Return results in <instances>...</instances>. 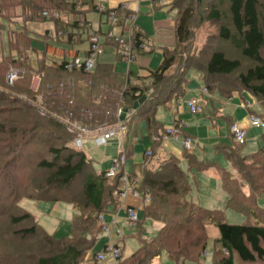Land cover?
I'll return each mask as SVG.
<instances>
[{
    "label": "trees",
    "instance_id": "trees-1",
    "mask_svg": "<svg viewBox=\"0 0 264 264\" xmlns=\"http://www.w3.org/2000/svg\"><path fill=\"white\" fill-rule=\"evenodd\" d=\"M217 1L223 4L226 0ZM228 2L231 28L222 26L220 36L253 61L252 66L239 74L241 90H247L258 101L264 102V0ZM189 8L187 6L180 12L176 24L179 43L191 36L193 14ZM52 10L59 13L54 25L62 35L56 40L46 34L42 40L28 38L25 28L31 23L46 22L43 13ZM111 10L116 12L121 23L120 7ZM107 11L108 14L110 10ZM220 15L217 4H211L207 18L220 21ZM0 16L10 22L17 18L23 20L22 32H7L5 52L0 58V264H81L98 242L97 215L105 211L107 205L115 203L122 182L121 176L109 182L105 171L96 172L84 150L72 147L73 140L81 134L69 122L76 120L92 131L112 126L119 118L116 115L119 108L131 110L148 93V99L138 107L133 119L144 122L148 137L159 136L163 124L156 118L158 108L165 107L172 98L184 95L188 70L194 69L212 77H229L240 69L241 61L229 58L220 50H213L204 58H193L197 66L191 64L192 68H185L184 72L179 70L178 75L171 79L168 72L176 57L164 49L159 67L150 71L147 77H138L148 83L132 85L127 82L130 77H122L113 65L97 63L94 71L87 74L79 70L69 71L48 61L46 56L51 55V50L57 51L56 44L73 46L86 41L79 33L76 19L86 22V18L75 3L65 0H0ZM87 28L90 31L91 25ZM102 35L104 45L111 46L120 59L118 44L107 39L106 33ZM140 36L142 33H135L134 45L138 52L144 44ZM30 58H37V61ZM11 69L22 71L13 86L6 82ZM33 76L40 79L36 89L32 88ZM163 89L168 90L163 93ZM216 90L225 93L235 91L223 87ZM68 108L73 114L69 120H64V112ZM252 115L260 117L259 114ZM133 125L136 126L133 123L130 128ZM175 125H179L178 121ZM131 129L128 132L132 133V141L138 136V131L136 127ZM155 144H152L153 150ZM243 148L234 145L215 147L217 153H223L231 162L234 172L187 155L189 165L197 171L217 166L222 187L228 194L225 209L196 206L189 201L188 172L183 171L173 158L154 170L144 169L136 190L144 199L149 197L150 201L144 204L141 218L152 219L163 226L156 237L140 238L139 248L119 264H152L162 253L175 264L198 263L210 241V226L219 231L213 249L216 264L264 260V216L261 214L264 208L260 204L264 196V134L261 146L255 152L243 155ZM235 172L237 176L233 175ZM128 176L132 177L131 174ZM80 177H83L81 189L79 193L72 194V186ZM245 187L249 195L243 192ZM23 199L71 205L75 213L71 220L69 243L62 245L54 241L35 216L20 205ZM225 210L235 211L246 220L228 223ZM10 235L33 239L34 249L7 243L5 237Z\"/></svg>",
    "mask_w": 264,
    "mask_h": 264
},
{
    "label": "crops",
    "instance_id": "crops-1",
    "mask_svg": "<svg viewBox=\"0 0 264 264\" xmlns=\"http://www.w3.org/2000/svg\"><path fill=\"white\" fill-rule=\"evenodd\" d=\"M65 1L67 3H75L84 14L86 20L92 24L93 29L99 30L98 32L102 34L106 33L110 29V25L107 21L108 14L105 11L120 7V16H122V18L120 17L121 23L118 29H122L128 17L133 13H136L134 14L136 15L135 30H138L140 33H142L144 41L143 49L136 57V61L128 67L118 58L114 49L106 43L105 51L99 57L98 64L113 65L116 67L117 72L121 76H130L131 78L137 80H140L138 77H147L150 74V71H155L159 67L163 55L162 48H164V45L167 43L165 40L170 39V37L173 35V29L177 24V16H172L171 11L173 8H164L165 6L159 5L156 0ZM102 12H105L106 14H103ZM126 14L128 15L126 16ZM11 23L14 24L12 27L17 28L14 31L17 32V30L22 29L20 21H5V25H8L9 27L12 25ZM25 29L26 36L28 38L32 40H42V34L39 32L37 24H29V27ZM102 38L104 41L103 35ZM82 39L86 40L84 36H82ZM55 46L57 47V51L52 52L51 50V55L49 54L46 56L49 62L52 55L57 57H69L72 55L86 54L88 50L87 40L82 44L73 46L68 45L67 43H58ZM107 56H111L113 60L110 59V61H108L102 58ZM30 60L37 61V58H30ZM192 70L189 71V84L187 87H185L183 97L177 102L170 104L169 108L165 109L169 111L170 118H158L157 115L156 118L158 122L163 124L165 127L171 125L175 126V121H178V127L182 125L183 129H181L185 134L192 138L195 137L194 149L187 152L180 142L173 140L172 138L167 139L161 142L160 145H155L153 159H151L150 163L147 165L144 153L147 149L152 147L153 140H151V137L147 136L145 126L142 125L138 141L142 140L143 151L140 154H135L133 150L131 152V156L126 161L124 170H126L127 173L131 175L135 173L136 169L139 170L144 168L154 170L164 161L173 158L179 163L183 171L188 172L189 184L191 187L188 200L193 202L196 206L203 205L206 208L216 209L215 204H225L228 198V195L224 192L222 187L221 179L216 167L219 166L229 172H233L234 170L232 168L231 162L227 160L223 153H217L215 147L217 145L233 146V140L230 137V125L233 122H239L248 128V138L244 144L243 155L255 152L261 146V139L259 140L260 144L256 143L253 148L248 147L250 146L248 145V139L249 135L251 134L253 136L258 135L259 128L248 127V118L252 114H260L264 112V109L261 104L255 101L254 97L246 91H242L241 93L234 92L231 93V95H226L222 91L214 90L212 91L211 95H208L207 98H203L204 95H202L199 90L204 84L203 76H201L200 72H197L200 75H196L200 79V83L203 84L197 89L190 88V74ZM129 73H131V75ZM245 94H248L247 97H245ZM193 98H199L198 102L203 104L204 112L199 113L198 116L204 114L206 119H198V116L194 118L191 117L192 115H185L191 114L185 101ZM211 124L214 125L215 129H217V134L215 135H211V129L209 127ZM200 127H206L209 129V135L207 134V138L210 143L202 144V147L200 146L202 143V138H196L198 133L201 134L198 132ZM263 134L264 130L261 136ZM207 149L209 150L206 151ZM188 153L195 157L199 162L214 163L217 166L203 171H197L195 167L191 168L189 165L187 158ZM114 157H112V159ZM89 158L91 159L92 164H95L94 167L99 171L98 173H101L102 171L106 172V170L111 167L112 159L109 160L107 169L100 170L98 168V163L95 162V160L90 156ZM108 180L109 182L112 181L110 179ZM124 202L127 207L132 206L138 210L140 219L139 223L137 222L136 224H132L128 221L125 209L121 208L120 200L116 198L114 204L107 205L105 207V211L101 212L104 214L105 222L107 225H109L110 231L106 232L101 230L97 224L96 234H98V242L96 243L95 248L87 254L81 264H92L93 253L100 252L110 242L119 244L121 246L122 261L124 262L139 248L140 238L152 239L158 235V232L162 228L163 224L152 219L141 218L142 208L145 203L149 202L147 201V198L144 199L141 193L138 192L137 196H129ZM62 204L65 203L52 205L48 202H38L29 199H23L20 202V205L24 209L35 216L39 224L46 230L48 235L51 236L54 241H57V243H61L62 245H67L69 243L71 232V220L75 211L74 209H71L73 207L70 205L71 207L67 209L66 214V211H63L64 209H62ZM72 211H74V213ZM63 212H65L66 219L61 218V214ZM245 220L246 219L244 217V221ZM210 228L211 226L209 227V235L211 238ZM134 229L138 231L137 234L127 235L128 232H131ZM218 236L219 231L214 240ZM205 252L208 251L206 250ZM163 256H166L165 253H162L159 257H156L152 264H160ZM210 256L211 264H216L213 259V252L212 254L208 252L207 256L202 255L198 263L187 262L186 264H206V259Z\"/></svg>",
    "mask_w": 264,
    "mask_h": 264
},
{
    "label": "rangeland",
    "instance_id": "rangeland-1",
    "mask_svg": "<svg viewBox=\"0 0 264 264\" xmlns=\"http://www.w3.org/2000/svg\"><path fill=\"white\" fill-rule=\"evenodd\" d=\"M179 1L180 0H171V1L168 0L166 3L164 2V3L161 4L160 0H156V2L159 5L165 6L164 8H166V7H169L171 9L173 8V10L171 12H172V16H174V17L177 16L176 17V20H177L176 22H178L179 17L181 16L180 12L183 9H185L187 6L190 7L189 9H190V11L193 14V17H192V20H191V24H190L191 36H190V38L187 41L181 42V43H179L177 41V38H176V26L173 29V35L170 37V39H166L165 40L167 43H166V45H164L165 47L162 48V50L165 49L168 52H173L172 55H174L176 57V61H175L174 65H173L172 69L168 72V76L171 77V79H172V76H174L176 74L178 75L179 70L180 71L182 70L181 72H184L185 68L186 69L192 68L190 66L191 64L192 65L196 64V66H197V62L195 61V59H194V61H192L193 58L201 59V58H204L205 56H207L208 54H210L213 50H220V51L224 52L229 58L239 59L241 61L240 69L238 71L232 73L229 77H223V76H213L212 77V76H207L205 73L201 72V76H203V81H204V78H205L204 84L202 83L203 85L200 83V79L196 75V74L200 75L199 73H197L199 71H195V70L190 69V70H192L191 74H190L191 75V77H190V79H191L190 88L191 89H197L199 86L202 85V87L199 90H200L201 94L204 95V97L202 96L203 98H207L208 95H211L212 91L216 90L217 87H223L224 89L235 90L234 92L241 93L243 91V90H241L243 88V86L240 83L239 74L242 73V72H245L254 63L250 59L244 57L242 55V53L239 50H237L236 48H234L232 46V44L228 40H226V39H224V38H222L220 36V28L222 26H225L227 28H231V12L229 11V2H228V0H226L223 4L221 2L218 3L217 0H200V1L199 0H184L183 2H179ZM190 3H191L192 6L190 5ZM213 3L217 4V7H218V9L221 12V15H220L221 16V20L220 21L210 20V19L207 18V14L209 13L210 6ZM52 11H54V10H52ZM134 14H136V13H133L131 15L132 23L134 22V24H136V15H134ZM53 20H54V18H53ZM5 21L6 20H4L2 18V16H0V32L4 29ZM14 21L18 22L19 18L15 19ZM21 21H23L22 18H21ZM44 23L43 22L35 23V24H37L40 33H41L42 29H43ZM90 25H91V28L93 29L92 24H90ZM110 29H112V26H110ZM21 31H22V29L21 30H17V32H21ZM93 31H96V33H100V32H98L99 30H94L93 29ZM133 32H134V35H135L136 32H139L138 30H135V26H134ZM100 34L102 35V33H100ZM140 37H142V36H140ZM167 45H170V46H167ZM130 46L135 50L134 41L132 42V44ZM141 48H143V47H141ZM4 52H5V46H4V40L2 38V40L0 42V55H1L0 58H2ZM137 53H138L137 54V56H138L139 52L137 51ZM202 54H204V55H202ZM262 54L264 56V50H263ZM102 58L104 60H108V61H110V59L113 60L111 58V56L102 57ZM123 59H122V57L120 58V60L122 62H124L126 65L128 63L129 66L133 62L136 61V58H135V59L128 60L127 63H126L125 62L126 60L124 61ZM34 62H35V60H34ZM188 66H190V67H188ZM190 70H188L186 72V76H185V78H186L185 86L186 87L189 84L188 74H189ZM84 72L87 73V74L91 73L90 70H87V71H84ZM129 74L131 75V73H129ZM204 75H205V77H204ZM85 76H83V77H85ZM129 77L130 76L126 77V79H128ZM136 81H138V80L130 77V79H128L127 82H129L132 85H140L141 84V83H136ZM142 83L145 84V83H148V82L143 81ZM39 84H40L39 77L38 76H33L32 86H34L35 89H36V88L39 87ZM209 89H211L212 91L211 90L209 91ZM167 90L163 89V93H165V91H167ZM246 92H248V91L246 90ZM223 93H225V92H223ZM225 94L226 95H231V93H229V92L225 93ZM144 95L147 97L146 98V100H147L148 96H149L148 93L144 94ZM247 95L248 94H245V97H247ZM182 97L172 98L171 101L169 102V104L165 105V107L164 106L163 107L162 106L159 107L158 111H157V117L158 118H170L169 111L165 110V109L169 108L170 104L177 102V100L181 99ZM39 98L42 99V95H40ZM193 99H195V101H197V102L199 101L198 100L199 98H193ZM254 99L258 103H260L261 106L264 109V102L263 101H258L255 97H254ZM190 100H192V99H190ZM137 109H133L132 108L131 110H128V112L126 113L125 118L121 119V115H122L123 109L119 108L118 109L119 112H118V114H116L119 118H118L117 122L114 125L108 126L106 128H103V129H101V128L97 129L96 128V129H94V131L88 129L86 126L80 125L76 120L69 122V125L71 127H74L76 130H80L81 136L83 138H86L85 147H84L83 150L91 158H93L95 160V162L98 163V168L100 170L108 168L109 160L112 159V157H114V156L117 157L118 154L121 153L120 152V148L122 150H124V154L126 155V161L131 156V152L133 150H134L135 154H140L143 151L142 140L138 141V138L140 136L141 127H142V125H144V122H142L140 120L133 119L134 115H136V112H138ZM202 112H204V110ZM64 114H65V116L63 117V119L64 120H69V118L71 117L73 112L71 111V108H68V109L65 110ZM185 115H192L191 117H194V118L196 116H198V114H194V113L185 114ZM259 115H260L261 120L263 122V126L262 127L264 128V112L260 113ZM198 117H199L198 119H206L204 114H202V115H200ZM133 123L136 126L133 125V127H131V128L134 129V127H136V130L138 131V136L136 138L132 139V141H131L130 140L131 139L130 136L132 135V133L131 132L129 133L128 131H129V129H131L130 126ZM238 123L239 122H233V124H238ZM233 124L231 123V126ZM231 126H230V137L233 140L236 135L231 132ZM209 127L211 129V135L217 134V129L214 128V125L211 124ZM262 127L259 128L258 135H256V136H253L252 134L249 135L248 145H250V146H248V147H252L253 148L256 143L260 144L259 140L261 139V134L263 133V130H264ZM181 128L183 129L182 125L179 126V127H178V125L177 126L175 125V129H176L175 133L177 134L176 136H178V138H176L174 136L173 137L168 136L167 139L172 138L173 140H176V141L180 142L182 144L183 148L185 149V151H187V152L189 150H187V148H185L184 144L181 141L182 140L183 141H191L192 147H193L192 150H193L194 147H195V142H194L195 141L194 140L195 137L192 138L189 135L185 134L182 131ZM82 129H85L86 132H82ZM162 129L163 130L161 132L164 133L165 131H167L168 128L163 126ZM198 132H200L201 134L198 133L196 138H202L201 139L202 143L200 144V146L202 147V144H205V143L209 144L210 141L207 138V134L209 135V129L206 128V127H200L198 129ZM224 132H225V130H224ZM153 136H155V135H151L150 136L151 140H152ZM206 138H207V140H206ZM97 139H99L101 141V145L100 146H97L95 144ZM161 139H163V138H161ZM163 141H165V140H162V141L160 140V142H155L156 143L155 145H160V143L163 142ZM128 142L130 144L129 147H127ZM199 143H200V141H199ZM233 145L236 146L237 148H242L244 146V145L243 146H241V145L239 146V144L235 143L234 141H233ZM209 149H207L206 151H208ZM147 150L151 151L150 155H148V154L146 155V153H144L145 159H146V162H147V165H148L150 163V160L153 159L154 150L152 148L147 149ZM192 150H190V151H192ZM121 155H122V153L120 154V157H121ZM187 155H190V154L188 153ZM119 159H122V158H119ZM126 161H125L124 166L126 165ZM143 171H144V168L143 169H139V170L136 169L135 173L130 178L129 182L132 185H133V183L135 184V185H133L135 187V189L138 186V184L140 185V182L142 180ZM96 172H99V171L96 169ZM126 173H127V171H126ZM36 174H39V172H36ZM127 174L129 175V173H127ZM233 175L237 176L236 172L233 173ZM82 179H83V177H80L74 182V184L72 186V189H71L72 194L73 193H75V194L79 193V191L81 189L80 187H81ZM110 180H113V179H110ZM224 192L227 194V192L225 190H224ZM243 192L246 195H249L247 187H245L243 189ZM147 200L150 201V198L148 197ZM51 204L52 205H58L59 203H56V204L55 203H51ZM260 204H261V207H264V196L260 199ZM62 205H63L62 209H64L63 211H66V214H67V209H69V207H71V206L69 204H62ZM215 206H216V209H219V210L220 209H225V204L217 203V204H215ZM71 209L73 210V208H71ZM72 212L74 213V211H72ZM263 213L264 212H261L262 216H264ZM61 218L66 219L65 212H63L61 214ZM225 218H226L228 223H241V222L244 221V217L241 214H239L237 212H233L232 210H225ZM251 220H254V219H251ZM95 226L97 227V222H96ZM137 232L138 231L136 229H134L133 231L128 232L127 235L137 234ZM210 233H211V238H210V241L208 243L207 251L212 254L213 248H214V238L218 235V229L215 226H211ZM6 237H5V241H7V243H13L14 242L16 244H23L27 248L34 249V246H33L34 240L31 239V238H20L19 236H17V237H13V236L8 237V236H6ZM24 259H25V257H24ZM210 259H211V256L206 259V264H211ZM160 264H175V263L173 261H171L167 256H163L162 257V261H161ZM235 264H240V263L238 261H236ZM241 264H264V260L257 261V262H254V263H241Z\"/></svg>",
    "mask_w": 264,
    "mask_h": 264
},
{
    "label": "built area",
    "instance_id": "built-area-1",
    "mask_svg": "<svg viewBox=\"0 0 264 264\" xmlns=\"http://www.w3.org/2000/svg\"><path fill=\"white\" fill-rule=\"evenodd\" d=\"M168 0H160V3H166ZM171 1V0H169ZM43 17H45L47 20L43 25V29L41 31L42 37L44 34H46L50 39L56 40L58 36L62 35L61 31H57L54 26V20L55 18H59V13L57 11H44ZM54 18V20H53ZM78 20L79 25V33L84 36L88 42V50L86 54H79V55H72L69 57H57L55 56L54 59L51 58L50 63L52 65H60L61 67H64L65 69L69 71L73 70H79V71H87L90 70L91 72L96 68V65L99 61V57L104 53L105 51V45L103 43V38L100 33H96V31H93L90 29L88 31V26L90 25L87 20V24L84 19ZM20 22L21 19H19ZM107 21L112 26V29H110L105 37L107 39H113L114 42L118 43V55L120 58L127 63L128 60L135 59L137 57V51L134 50L130 45L134 41L135 35H134V22L132 23L131 16L128 17L126 20V23L122 29H118L120 27L119 18L117 17V14L115 11L110 10L108 12ZM10 27L8 25H4V29L0 32V42L3 38L6 37L7 32L14 31L15 27H12L14 24L11 23ZM13 29V30H11ZM121 31V32H120ZM40 32V31H39ZM140 40H143L142 37H140ZM5 41V40H4ZM52 41V40H51ZM41 52V51H39ZM28 53V52H27ZM38 55H42V53H39ZM41 59V58H40ZM128 67L129 64L127 63ZM22 71L19 69H11L7 75H6V82L9 86H13L15 81L21 76ZM136 83H141L140 80L136 81ZM33 89H35L34 86H32ZM189 111L194 114L202 113L204 110L203 104L200 102L195 101V99L187 100L185 101ZM263 126V122L259 116L250 115L248 118V127H254V128H260ZM167 131L162 133L159 136H153L152 142H160V140H166L168 136L176 137L177 134L175 126L171 125L167 127ZM263 128V127H262ZM82 132H86L85 129H82ZM231 132L234 133L236 136L233 139V141L239 145H243L246 143L248 138V128L243 126L242 124H233L231 126ZM163 138V139H161ZM85 141L86 138H83L81 135L77 138H75L72 142V147L78 150H83L85 147ZM95 142V141H94ZM185 148L187 150H192V143L191 141H181ZM95 144L97 146L101 145V141L99 139L96 140ZM120 152L122 153L121 157L120 154H118L117 157H114L112 159L111 167L106 170L105 174L108 179H115L118 176L120 177V181L122 182L121 190L118 195V198L120 200L121 208H124L127 214L128 221L132 224H136L139 222V212L136 208L130 206L127 207L125 205V199L128 196H137L138 192L135 189L133 183L130 184V178L126 171L124 170V164L126 161V155L124 154V150L120 148ZM146 155H150L151 151L146 150ZM122 158V159H119ZM149 200V199H148ZM147 200V201H148ZM97 224L99 228L103 231H110L109 225L105 222L104 214L100 213L97 215ZM204 256L208 255V252L203 253ZM122 260V248L119 244L110 242L108 243L103 250L96 253L94 258L92 259V264H119V262Z\"/></svg>",
    "mask_w": 264,
    "mask_h": 264
},
{
    "label": "water",
    "instance_id": "water-1",
    "mask_svg": "<svg viewBox=\"0 0 264 264\" xmlns=\"http://www.w3.org/2000/svg\"><path fill=\"white\" fill-rule=\"evenodd\" d=\"M146 96L143 95L133 106V109H137L145 100H146ZM128 112L127 108L123 109L122 115H121V119H124L126 116V113Z\"/></svg>",
    "mask_w": 264,
    "mask_h": 264
},
{
    "label": "bare ground",
    "instance_id": "bare-ground-1",
    "mask_svg": "<svg viewBox=\"0 0 264 264\" xmlns=\"http://www.w3.org/2000/svg\"><path fill=\"white\" fill-rule=\"evenodd\" d=\"M135 39V38H134ZM151 42V41H150ZM214 119H216V118H214ZM233 124V123H232ZM231 126V125H230ZM207 139V138H206Z\"/></svg>",
    "mask_w": 264,
    "mask_h": 264
}]
</instances>
